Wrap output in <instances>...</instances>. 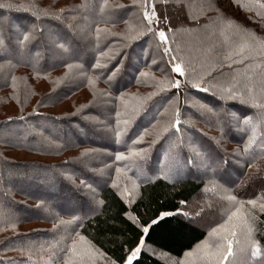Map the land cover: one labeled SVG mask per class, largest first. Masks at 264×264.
<instances>
[{
  "label": "trees",
  "instance_id": "16d2710c",
  "mask_svg": "<svg viewBox=\"0 0 264 264\" xmlns=\"http://www.w3.org/2000/svg\"><path fill=\"white\" fill-rule=\"evenodd\" d=\"M229 1L252 19L248 22L236 18L220 8V0H184L187 7L177 5L175 0L158 4V15H167L169 23L156 27L174 29L166 33L169 38L166 46L172 51L165 56L158 47V38L152 34L125 39L129 28L134 31L141 20L133 0H108L109 8L103 14L99 12L103 0H0V5H10L0 7V36L10 46H15L16 38H22V32L33 24L37 28L43 25V32H37L38 38L29 45V51L0 58V175H6L9 181L6 186L0 184V264H45L46 261L63 264L66 246L77 234L104 253L99 264H113V261L122 264L141 235L128 214L144 223L164 211L173 215L164 217L158 226H152L144 234V245L152 252L142 250L133 264H178L185 252L207 239L210 227L221 218L220 208L206 212L204 208L199 209L202 203L193 204L205 194L204 188L208 185L203 165L199 168L185 165L179 171L168 173L169 157L165 153L176 136L183 139V145L176 149L181 165L184 157L192 155L191 146L207 153L211 169L217 166V160L219 163L230 156L238 170L230 162H226L225 168L233 167L238 176L229 181L228 189L245 200L264 197V170L257 171V166L264 169V161L256 160L253 167H248L252 155L260 152L264 127H258L257 143L250 155L235 154L237 150L243 153L251 133L237 126L230 115L236 113L242 118L259 110L221 93V88L233 84L237 89L243 87L248 76L258 88L264 78V57L247 60L233 57L232 61H226L224 56L236 46L239 33L236 29H225L221 35L222 21L232 20L243 32L264 38V8L259 7L264 0ZM82 3L87 4L85 9L78 7ZM117 4L124 8H116ZM68 9L75 11L69 13ZM62 10H65L63 23L50 18ZM34 13L41 20L37 21ZM66 23L79 26L74 38L79 53L68 62L82 65L80 69L69 70L61 59H52L45 52L47 30L67 32ZM97 27L115 35L102 32L97 40ZM37 51L40 57L35 55ZM22 56H30L31 60ZM170 56H176L175 62L182 63L186 76L171 73ZM97 57L106 67H91ZM113 66L119 70L109 80ZM140 72L148 75L140 76ZM165 74L179 79L181 88H171L146 99L157 91L153 77L159 80ZM88 77L93 84L88 83ZM200 77L204 78L203 87L209 91L187 85L188 79L199 81ZM103 92L108 95H101ZM176 95L181 121L189 123H182V132L176 136L171 135L172 129L157 139V130L171 117ZM138 104L139 108L134 111ZM201 104L206 107H200ZM117 111L120 117L116 116ZM14 125H20L22 131L18 129L15 138L3 136L2 132ZM46 125L69 136H58ZM144 129L147 132L142 142L133 143ZM116 130H123L122 143L115 142ZM129 148L147 149L141 153L144 159L131 156ZM232 148L235 153L228 150ZM85 149L95 151L82 157ZM117 151L129 159L117 161ZM220 176V172H213L209 178L227 181ZM122 178L125 179L121 183ZM81 180L91 188L81 184ZM113 181L119 187H112ZM61 188L66 194L60 192ZM125 189L131 203H126L120 195ZM93 202L94 210L91 209ZM197 209H204V214L196 222L183 215L185 211L192 214ZM256 215L259 220L255 238L264 246V212L257 207ZM72 216L78 219L67 225L58 223L71 220Z\"/></svg>",
  "mask_w": 264,
  "mask_h": 264
},
{
  "label": "snow or ice",
  "instance_id": "6c2138e0",
  "mask_svg": "<svg viewBox=\"0 0 264 264\" xmlns=\"http://www.w3.org/2000/svg\"><path fill=\"white\" fill-rule=\"evenodd\" d=\"M175 2L177 5L187 7L184 0H175ZM167 3H169V0H133V5L140 11L141 20L140 23L135 26L134 31L131 27L129 28V32L125 34V39H136L146 34H152L154 38H158V47L162 48L163 55L167 56L172 50L166 46L169 44V38L166 33L172 32L174 29L172 27H156L157 24L167 25L169 23V17L167 15H158L157 9L158 4ZM0 7H10V5H0ZM78 7L85 9L87 4L82 3ZM115 7L122 9L124 8V5L117 4ZM241 7H245V5H241ZM259 7L264 8V4H260ZM107 8H109L108 0H103V2L99 4V12L103 14ZM64 11L65 10H62L60 14L51 16L50 18L63 23L62 16ZM66 11L72 13L75 9H68ZM33 15L37 21L41 20V16L39 14L34 13ZM44 15L48 16L49 14L45 13ZM84 19H87V17H84ZM124 23L127 24L128 21H124ZM222 23H224V28L221 30V35H224L225 29H236L237 33H242L240 35V43L234 48L229 49V51L225 54L224 59L226 61H232L233 57H243L245 60L254 59L256 56L264 57V38L256 37L252 33L243 32V30L240 29V27L232 20H228L226 22L222 21ZM78 27V25L73 23H66L65 28L67 29V32L49 29L47 34L44 36L45 51H48L51 54L52 59H61L63 66L69 70L74 67L77 69L82 68V65H74L73 63L68 62L73 60L79 53V46L74 43V38L78 35ZM80 30L82 31L83 29L81 28ZM37 32H43L42 24L39 28L33 24L32 28L24 30L22 32V38H16L15 46H10V44L6 41V38L0 36V58H3L5 55L22 54L25 51H29V45L33 40L38 38ZM102 32L109 35H115L114 33L109 32L108 29H101L97 27V40H99ZM225 39L227 40L228 37L225 36ZM35 55L40 57L41 53L37 51ZM100 55H104V53L101 52ZM176 60V56L169 57L171 73L178 74L181 77L186 76L187 72L185 67H182V63L175 62ZM98 66L106 67V64L101 65L99 57L96 58L95 63L91 64L92 68H96ZM229 67H231V64H229ZM118 70L117 66H113V69L111 70L112 75L109 76L108 79L111 80ZM147 75L148 73L146 72H140V76ZM203 79V77H200L199 81L188 79L186 83L191 88L207 92L209 91V88L203 87ZM246 79L248 82L239 89H237L235 84L230 85L227 88H221V93L226 94L228 99H236L241 105L259 110L255 115H242V118L236 113H230L232 118L237 122V126L241 127L242 130L250 131L251 133L248 136L247 142L244 144L243 153H240L238 150L237 153H235L244 156L250 155L252 146L257 143L258 127H264V78L261 79L258 88L252 81L251 76H248ZM153 80L155 81L157 91L151 93L148 97H146V99L157 95L159 92H166L171 88L179 90L182 86L179 79L169 78L167 74L159 80L153 77ZM88 83H94L91 77H88ZM213 87H215V85H213ZM101 95H108V93L103 92ZM221 98H225V96L222 95ZM174 99L175 104L172 108L171 117L167 122L162 123L160 128L157 130V139H159V137L164 133H169L172 129H174V132H172L171 135L176 136V134L182 132L181 124L189 123V121H181V112L178 106V95H176ZM124 103L127 108V102ZM169 103H172V100H170ZM200 107L203 108L206 107V105L201 104ZM138 108L139 104L136 105L133 110L135 111ZM209 111H211V109H209ZM120 115L121 113L117 111L116 116L120 117ZM161 115H163V113H161ZM21 119H23V117H21ZM119 122L120 121L117 120V123ZM124 123L127 124L128 121L125 120ZM157 123L160 122L157 121ZM152 127L156 128V125H152ZM122 131L123 130H116L114 133L115 142L118 144L122 143ZM146 132L147 129H144L135 138L133 143L142 142V138ZM153 143H155V140H153ZM181 145H183L182 137L176 136V141L170 145L169 151L165 153L166 157H169L167 166L168 173L179 171L180 168L185 165L197 168L203 165L205 168L211 169V165L206 162L208 158L207 153L203 152L196 146H191L192 155L184 157V165H181L179 153L176 151V149H178ZM149 147H151V144ZM259 147L260 152L252 155V163H248L249 168L253 167V163H255L256 160L264 161V138H262V142ZM93 151L95 150L85 149L81 153V156H88ZM128 151L131 156H137L140 159H144L141 153L146 152L147 149L133 150L132 148H129ZM115 159L117 161H121L129 159V157H126L123 152L117 151L115 153ZM197 159H199V164L197 163ZM262 170L264 169L257 166V171ZM119 171L120 169H117V172ZM81 184L87 188H91V185L86 184L83 180H81ZM209 185H211V187H209ZM112 187L117 188L119 185L113 181ZM92 191L94 192L95 189H92ZM204 192L206 194L207 207H212L211 200L213 197H218L222 201H227V206L220 209L221 220L216 223L215 226L210 227L207 239L202 240L191 251L185 252L184 259L179 261L178 264H264V246H262L255 238V232L257 231L256 222L259 220V217L256 215V209L258 206L259 211L264 212V197L246 200L238 198L237 195L233 194L231 189L218 185L215 178H209L208 185L205 186ZM209 192L212 193V197H207V193ZM126 193L127 189L121 192L120 195L123 199H125L126 203H131V200L127 198ZM99 203H103V201H99ZM181 203L186 202L181 201ZM246 206L250 207L246 208ZM203 211L204 209H201L194 214L185 212L183 215L191 220L192 215L200 216ZM171 215H173V213L164 211L159 213L150 221L141 223L138 217L128 214V219L132 220L133 223L136 224V226L140 229L141 235L136 245L127 252L122 264H133L134 259H136L141 253L142 247L145 244L144 234L149 233L152 226H158V221ZM77 219L78 218L76 216H72L71 220H59L58 223L67 225L75 222ZM11 226L14 227V225ZM50 247H55V245ZM44 250L47 251V249ZM66 252L67 255L63 258V264H96L98 259L104 258L103 252L96 249L94 245L87 242L85 238L79 234H77V238H73L71 243L66 246ZM45 264H51V261H46ZM113 264H115L114 261Z\"/></svg>",
  "mask_w": 264,
  "mask_h": 264
},
{
  "label": "rangeland",
  "instance_id": "374dc122",
  "mask_svg": "<svg viewBox=\"0 0 264 264\" xmlns=\"http://www.w3.org/2000/svg\"><path fill=\"white\" fill-rule=\"evenodd\" d=\"M7 1V0H6ZM220 8L221 9H224V10H226V11H228L231 15H235L236 16V18L238 17V19H241V20H243V21H250L251 19H252V16L251 15H249V14H245V13H242V11L239 9V8H237V7H235V6H233L232 5V3L229 1V0H220ZM13 29L16 31V33H18L19 32V30L17 29V27L14 25L13 26ZM47 32H48V30H47ZM242 33H239V34H236V45L237 44H239L240 43V35H241ZM226 35H228V33L226 34ZM231 37L233 38L234 37V35L232 34L231 35ZM46 52V54L47 55H51L48 51H45ZM22 58L23 59H27V60H31V58H30V56H22ZM28 92L27 91H25V93H24V95H26ZM44 123H46V122H44ZM43 123V124H44ZM48 125V124H47ZM46 125V127L49 129V130H51L52 132L54 131L56 134H58V136H69L67 133H63V132H59L60 130L57 128L56 129V127L54 128V130H53V128L52 127H49V126H47ZM18 129H21V126L20 125H14V126H10V127H8L7 129H6V131H4V132H2V134H3V136H6V137H11V138H15V136L19 133V131H17ZM21 131H22V129H21ZM24 131V133H25V130H23ZM6 132V133H5ZM91 138H93V137H90L89 136V139H91ZM189 142L190 141H192V138L191 137H189ZM228 150H230V151H233L234 152V150H235V148H232V150L231 149H228ZM235 153V152H234ZM24 156V155H23ZM18 157H20L21 158V155L20 154H18ZM22 159V158H21ZM208 164H210L209 163V161H206ZM226 162H230L231 164H232V166H235L234 168H236V162H235V160L233 159V158H231L230 156H226V158H225V160H221V161H219V163H218V160H217V166L215 165V167L213 168V169H208V168H205L204 167V173H205V178L207 179V180H209L208 178L209 177H211L212 176V174H213V172H214V174H218L219 172L221 173V178H223V177H225V178H227V181H219V180H216V182L219 184V185H222L223 187H225V188H228V186H229V181H233L234 179H237L236 177L238 176L237 175V172L235 171V169L233 168V167H230L229 168V166H228V169H226L225 167H226ZM226 169V170H225ZM237 169V168H236ZM238 170V169H237ZM194 173H196V172H194ZM216 176H218V175H216ZM219 177V176H218ZM124 179L125 178H122V181H121V183L124 181ZM102 180V179H101ZM129 178H128V183H129ZM131 181V180H130ZM8 178H7V176L6 175H0V184L2 185V183H3V186H6L7 184H8ZM101 182L102 181H99V184H101ZM225 183H227V184H225ZM211 187V186H210ZM130 190H132V187L130 188ZM62 191V193L63 194H66L65 192V190L63 189L62 190V188L60 189V192ZM131 192V195H133L134 193L132 192V191H130ZM73 193V192H72ZM207 197H212V193L211 192H209V193H207ZM90 199V198H89ZM216 201H219V203L220 204H218V202H216ZM202 203L201 204V206L199 207V209L200 208H204L205 210H207L206 212H211V211H213V209H216V210H218L217 208H222V207H226L227 206V202L226 201H222V200H220L218 197H213L212 198V200H211V203H212V207L211 208H209V207H207V203H206V194H201L200 195V197L197 199V201L195 200L194 202H193V204H198V203ZM92 205H91V209H93L94 210V208H95V203L93 202V203H91ZM247 207H250V206H246V208ZM258 207V206H257ZM72 208V207H71ZM213 208V209H212ZM190 209V208H189ZM220 209L218 210L219 212H220ZM186 212V211H185ZM184 212V213H185ZM193 213L192 214H194L195 212H198V209L197 210H195V211H192ZM202 214H200V215H203L204 214V211L203 212H201ZM199 217L200 216H193L192 218H191V222H196V220L197 219H199ZM220 218H221V215H220ZM142 250H145V251H147V252H152L151 251V249L148 247V246H143L142 247ZM141 250V251H142ZM169 260V259H168ZM99 261H100V259H98L97 261H96V264H99ZM176 261V260H175ZM178 261H176V263H177Z\"/></svg>",
  "mask_w": 264,
  "mask_h": 264
}]
</instances>
